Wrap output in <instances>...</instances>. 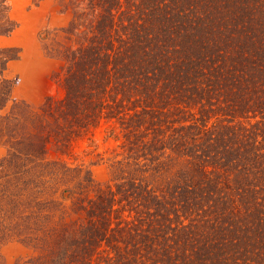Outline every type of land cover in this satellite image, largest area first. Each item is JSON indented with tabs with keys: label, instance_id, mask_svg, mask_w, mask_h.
Instances as JSON below:
<instances>
[{
	"label": "trees",
	"instance_id": "trees-1",
	"mask_svg": "<svg viewBox=\"0 0 264 264\" xmlns=\"http://www.w3.org/2000/svg\"><path fill=\"white\" fill-rule=\"evenodd\" d=\"M66 9L63 92L35 110L12 95L17 49L0 48V249L27 250L12 264H264V0ZM15 28L0 0V37ZM101 126L113 144L85 163L76 144Z\"/></svg>",
	"mask_w": 264,
	"mask_h": 264
},
{
	"label": "rangeland",
	"instance_id": "rangeland-1",
	"mask_svg": "<svg viewBox=\"0 0 264 264\" xmlns=\"http://www.w3.org/2000/svg\"><path fill=\"white\" fill-rule=\"evenodd\" d=\"M10 15L16 22V28L8 36L0 37V48L14 47L16 58L7 64L6 73L16 78L12 95L17 100H24L33 110L41 103L45 95H60L63 90L58 82V74L64 64L63 57L57 51L58 44L64 40L61 30L70 18L69 10H63L68 0H7ZM50 49V50H49ZM106 127L101 126L93 135L94 145L89 146L88 139L80 140L75 147L85 163L94 159L93 155H84L83 149L93 148L104 159L112 139L104 141ZM4 148L0 146V156ZM92 173L97 182L108 178L105 162L92 166ZM6 264H12L19 255L27 250L19 243L9 241L1 249Z\"/></svg>",
	"mask_w": 264,
	"mask_h": 264
}]
</instances>
